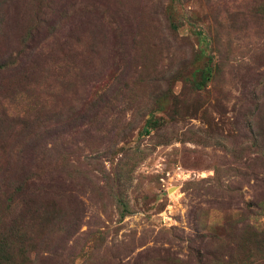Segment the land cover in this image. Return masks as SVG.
Masks as SVG:
<instances>
[{"label":"rangeland","instance_id":"1","mask_svg":"<svg viewBox=\"0 0 264 264\" xmlns=\"http://www.w3.org/2000/svg\"><path fill=\"white\" fill-rule=\"evenodd\" d=\"M0 233L4 264H264V0H0Z\"/></svg>","mask_w":264,"mask_h":264},{"label":"trees","instance_id":"2","mask_svg":"<svg viewBox=\"0 0 264 264\" xmlns=\"http://www.w3.org/2000/svg\"><path fill=\"white\" fill-rule=\"evenodd\" d=\"M7 239L0 233V264L8 263L10 261H16L15 257L19 255V253H15L8 251L9 247H7L6 242Z\"/></svg>","mask_w":264,"mask_h":264}]
</instances>
